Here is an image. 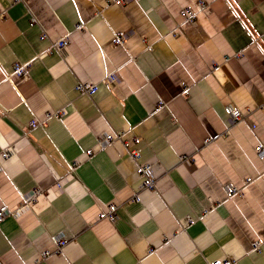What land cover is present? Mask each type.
Segmentation results:
<instances>
[{"label":"crops","instance_id":"0c3cea01","mask_svg":"<svg viewBox=\"0 0 264 264\" xmlns=\"http://www.w3.org/2000/svg\"><path fill=\"white\" fill-rule=\"evenodd\" d=\"M2 10L0 209L22 210L0 220V264H264V0H0ZM64 37L65 50L52 47ZM16 62L29 73L9 79ZM87 81L92 95L78 89ZM119 131L140 138L139 160L122 140L102 143ZM143 161L156 190L141 188ZM110 203L115 221L100 217Z\"/></svg>","mask_w":264,"mask_h":264},{"label":"built area","instance_id":"2783aa9c","mask_svg":"<svg viewBox=\"0 0 264 264\" xmlns=\"http://www.w3.org/2000/svg\"><path fill=\"white\" fill-rule=\"evenodd\" d=\"M125 0H116V3L118 4H122ZM6 11L2 10L0 11V17L4 18L6 15ZM78 27H81V25H79ZM125 34L123 32H118L115 34L114 38H113V43L114 44H119L124 42L125 39ZM46 34H42L41 38H45ZM69 40L68 37H64V38H58L52 41V47H56L59 50H65L68 46ZM30 70V62H16L13 66V70L12 72L8 75L9 79H14V78H19L22 77L26 74L29 73ZM110 80L114 79L113 75L109 76ZM78 89L81 92H85L89 95H92L93 93H95L96 89H97V84L96 82H82L78 85ZM231 112L234 116L235 121L237 120H241V118L243 117V113L241 111H239L236 108H232ZM57 115V116H62V114H64V112L60 113V112H47V115ZM38 124H41V122L37 119H32L29 123V128H33L35 126H37ZM124 131H119L116 132V134H112V133H108L105 135L104 139L102 140L103 144L106 143H110L112 142L114 139H119L123 141V144L128 152V154L134 159V160H139V158L141 157V152L140 149L138 147V144L140 143V138L138 137H134L131 139H127L124 138ZM258 149L260 151H263V147L259 146ZM10 157V151L8 149H2L0 151V169H2L3 166V162L5 160H7ZM79 161L73 162L70 166V171L71 173H73L76 168L78 167ZM139 170L142 176V183H141V188L144 189H149V190H156L157 189V174H156V169L155 166L149 162V161H143L139 163ZM72 176V175H71ZM59 187H61V183L58 184ZM228 191L230 193H234V194H240V190L236 187H229ZM39 193V189L34 190L31 194V196H28L25 200L23 205H26L28 203H31L36 195ZM22 208V207H21ZM18 209L16 211H12L8 208H1L0 209V220H2L5 216L8 215H18L19 212L22 209ZM116 210H117V205L115 203H110L107 206V210L102 211L100 214L101 218H108L111 221H115L116 219ZM189 222L193 221V218H189L188 220ZM55 242L57 244L58 249H61V247L67 242V238L62 235V234H58L54 237ZM264 244V240L263 241H259L255 244V248L256 249H260V247ZM49 252H45V254H48ZM209 264H237V261L234 259H230V258H226V259H220V260H215L213 262H210Z\"/></svg>","mask_w":264,"mask_h":264}]
</instances>
